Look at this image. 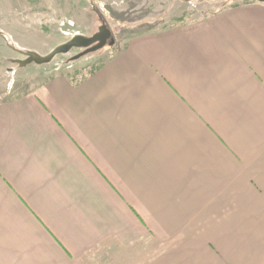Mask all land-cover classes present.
<instances>
[{
    "label": "crops",
    "instance_id": "1",
    "mask_svg": "<svg viewBox=\"0 0 264 264\" xmlns=\"http://www.w3.org/2000/svg\"><path fill=\"white\" fill-rule=\"evenodd\" d=\"M240 2L0 102V264H264V6Z\"/></svg>",
    "mask_w": 264,
    "mask_h": 264
},
{
    "label": "rangeland",
    "instance_id": "2",
    "mask_svg": "<svg viewBox=\"0 0 264 264\" xmlns=\"http://www.w3.org/2000/svg\"><path fill=\"white\" fill-rule=\"evenodd\" d=\"M236 0H0V102L29 93L64 75L79 81L104 66L135 35L192 24L231 6ZM240 7L256 0H241ZM102 24L115 45L71 58L59 55L45 65L21 67L27 53L46 56L76 35L92 37Z\"/></svg>",
    "mask_w": 264,
    "mask_h": 264
},
{
    "label": "water",
    "instance_id": "3",
    "mask_svg": "<svg viewBox=\"0 0 264 264\" xmlns=\"http://www.w3.org/2000/svg\"><path fill=\"white\" fill-rule=\"evenodd\" d=\"M264 4V0H256ZM116 43L112 31L102 24L96 34L92 37H85L83 35H76L67 43L56 47L51 53L46 56H41L36 53H27L24 60H18L17 63L21 67H27L32 64L45 65L52 62L59 55H67L72 50H82L80 53L71 58V61H77L82 57L95 53L104 49L106 46H114Z\"/></svg>",
    "mask_w": 264,
    "mask_h": 264
},
{
    "label": "trees",
    "instance_id": "4",
    "mask_svg": "<svg viewBox=\"0 0 264 264\" xmlns=\"http://www.w3.org/2000/svg\"><path fill=\"white\" fill-rule=\"evenodd\" d=\"M99 69H100V68H99ZM99 69H97V70H99ZM97 70H95V71H92V72L90 73V75H91V74H94V73H95Z\"/></svg>",
    "mask_w": 264,
    "mask_h": 264
},
{
    "label": "flooded vegetation",
    "instance_id": "5",
    "mask_svg": "<svg viewBox=\"0 0 264 264\" xmlns=\"http://www.w3.org/2000/svg\"><path fill=\"white\" fill-rule=\"evenodd\" d=\"M79 51L81 52L82 50H79ZM80 52H79V53H80Z\"/></svg>",
    "mask_w": 264,
    "mask_h": 264
}]
</instances>
